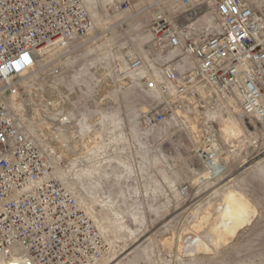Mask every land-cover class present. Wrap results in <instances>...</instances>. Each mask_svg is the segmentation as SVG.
Listing matches in <instances>:
<instances>
[{
  "label": "rangeland",
  "instance_id": "obj_1",
  "mask_svg": "<svg viewBox=\"0 0 264 264\" xmlns=\"http://www.w3.org/2000/svg\"><path fill=\"white\" fill-rule=\"evenodd\" d=\"M116 2L89 0L93 30L68 51H49L57 60L24 76L14 104L46 152L49 177L71 190L101 238L91 264H264V119L206 87L183 98L148 90L145 80L161 67L151 55V10L144 0L126 11ZM164 6L202 35L217 31L203 5ZM138 56L144 67L131 72ZM230 196L246 214L224 231Z\"/></svg>",
  "mask_w": 264,
  "mask_h": 264
},
{
  "label": "built area",
  "instance_id": "obj_2",
  "mask_svg": "<svg viewBox=\"0 0 264 264\" xmlns=\"http://www.w3.org/2000/svg\"><path fill=\"white\" fill-rule=\"evenodd\" d=\"M130 10L132 0H116ZM151 10L148 31L157 75L146 79L150 91L183 98L209 88L224 99L235 97L241 112L264 119V1L177 0L205 6L217 31L202 35L174 20L166 0H144ZM94 28L89 0H0V264H91L102 254L101 238L75 195L49 177L45 150L19 123L14 104L24 76L48 52L68 51ZM142 56L127 67L139 73ZM50 71L58 74L56 65ZM182 99L172 103L182 108ZM170 108V107H169ZM168 108L152 119L161 123ZM208 164L215 151L207 149ZM187 186L182 187L186 190Z\"/></svg>",
  "mask_w": 264,
  "mask_h": 264
},
{
  "label": "bare ground",
  "instance_id": "obj_3",
  "mask_svg": "<svg viewBox=\"0 0 264 264\" xmlns=\"http://www.w3.org/2000/svg\"><path fill=\"white\" fill-rule=\"evenodd\" d=\"M216 164H218V162L214 161L213 164L211 163L210 168H213ZM245 214L246 210L242 203L233 198V196H230L225 208H223L222 211V216L225 220H229L230 222L228 226L226 224L224 225L223 230L226 231L227 229H232L234 225H237L244 219ZM11 264H27V262H22L21 260L15 258L11 260Z\"/></svg>",
  "mask_w": 264,
  "mask_h": 264
}]
</instances>
